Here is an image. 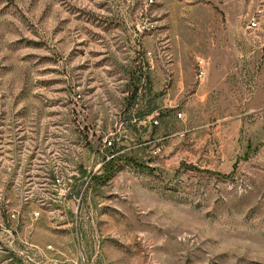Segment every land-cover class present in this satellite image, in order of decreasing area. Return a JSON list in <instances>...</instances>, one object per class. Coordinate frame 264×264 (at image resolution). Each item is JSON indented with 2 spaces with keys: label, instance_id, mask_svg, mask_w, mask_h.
Listing matches in <instances>:
<instances>
[{
  "label": "rangeland",
  "instance_id": "rangeland-1",
  "mask_svg": "<svg viewBox=\"0 0 264 264\" xmlns=\"http://www.w3.org/2000/svg\"><path fill=\"white\" fill-rule=\"evenodd\" d=\"M24 248L264 264V0H0V264Z\"/></svg>",
  "mask_w": 264,
  "mask_h": 264
},
{
  "label": "built area",
  "instance_id": "built-area-1",
  "mask_svg": "<svg viewBox=\"0 0 264 264\" xmlns=\"http://www.w3.org/2000/svg\"><path fill=\"white\" fill-rule=\"evenodd\" d=\"M256 26V21L252 20L249 22V27H254ZM198 63L201 64L203 63L202 60H198ZM203 74V70L200 69L199 71V75L201 76ZM36 214L38 215L39 212H36ZM48 250L53 249L51 245H48L47 248ZM43 252H40V256L41 258L36 260L34 257H36L34 255V253L28 249V248H24L18 251V253L20 254V256L22 257V259L24 260L25 263L27 264H66V262H72L74 263V261L72 260H68V259H57V258H49L47 257V255L45 254V251L42 250ZM47 251V250H46ZM38 258V256H37Z\"/></svg>",
  "mask_w": 264,
  "mask_h": 264
}]
</instances>
